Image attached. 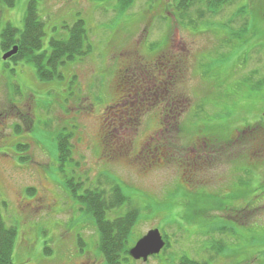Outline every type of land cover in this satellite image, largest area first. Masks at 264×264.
Listing matches in <instances>:
<instances>
[{
    "label": "rangeland",
    "instance_id": "374dc122",
    "mask_svg": "<svg viewBox=\"0 0 264 264\" xmlns=\"http://www.w3.org/2000/svg\"><path fill=\"white\" fill-rule=\"evenodd\" d=\"M28 3L0 0V210L17 229L14 263L105 264L66 181L81 196L108 187L106 175L142 209L131 244L155 228L170 237L161 258L129 264L172 253L264 264V0H233L217 17L204 0L184 16L179 0H40L43 49L78 20L92 45L45 81L33 63L3 59L2 30L24 28ZM70 132L61 170L56 139ZM213 226L236 232L217 261L205 249Z\"/></svg>",
    "mask_w": 264,
    "mask_h": 264
},
{
    "label": "trees",
    "instance_id": "16d2710c",
    "mask_svg": "<svg viewBox=\"0 0 264 264\" xmlns=\"http://www.w3.org/2000/svg\"><path fill=\"white\" fill-rule=\"evenodd\" d=\"M5 1L9 6H14L16 2V0ZM39 1L40 0H29L23 29H19L11 23L5 25L1 33V49L5 54L15 46H18L17 53L8 59L14 61L25 60L33 63L36 75L41 81L62 79V69L68 63L75 62L77 59L79 60L83 56L89 54L92 51V45L87 42L85 22L83 20H78L69 28L66 38L53 37L50 40V48L43 49L45 23L39 15ZM116 1L120 4L121 10H127L136 0ZM199 1L201 0H179V5L177 6L182 9L181 15H186L191 6H194ZM204 2L207 12L211 16L217 17L222 13L224 8L233 3V0H204ZM241 13H245L244 8H241L236 16L243 18V14ZM248 22L247 20L241 27V33L246 30L245 28L248 26ZM189 23L196 24L195 22L193 23V21ZM255 72H258V70ZM255 72L253 71L251 74ZM73 138V133L71 132L60 133L57 136L56 150L61 170L66 162L74 159L72 157L73 146L71 144ZM18 148L26 152L30 149V145L18 144ZM22 159L24 160V157ZM25 159L30 160V156L27 155ZM105 177L108 187L98 183V187L96 188L90 187L84 189V193H82L81 196L77 193V189H80L82 185L81 182H76L74 178H71L66 181V187H68L76 200L80 203V212L87 216L96 227L98 233L97 253L103 257L105 264H129L132 259L129 251L132 245H134L130 242L134 227L137 225L141 216L142 209L137 207L133 199L125 194L122 183H119L117 180H112L106 175ZM28 191L31 192V189ZM123 207L126 210H122ZM119 210H121V213ZM113 212L118 214L116 217L111 218L109 213ZM219 235L221 236L217 237ZM227 235L236 236V232L230 226H213L209 230L208 235L206 234L205 238L209 240L210 245L205 249H211L214 252V256L208 257L210 261H217L223 253L227 252V243L222 239ZM162 236L166 243L163 252H166L171 247V241L167 234L162 233ZM16 238V227L6 224L0 210V264H15L13 260V250ZM226 255L227 254L224 256ZM172 256L173 259L170 264H172L176 258L178 261L177 264H209V262L204 260L198 261L190 257L187 253L179 255V257H176V255L172 253ZM155 257L161 258V255L159 254ZM164 259L163 261L168 263V259ZM225 259L230 258L225 257Z\"/></svg>",
    "mask_w": 264,
    "mask_h": 264
},
{
    "label": "water",
    "instance_id": "95a60500",
    "mask_svg": "<svg viewBox=\"0 0 264 264\" xmlns=\"http://www.w3.org/2000/svg\"><path fill=\"white\" fill-rule=\"evenodd\" d=\"M18 46L4 54L3 59H8L15 55ZM165 240L159 229L150 230L146 235L141 237L136 244L130 249V255L135 259L147 260L149 256L159 254L165 247Z\"/></svg>",
    "mask_w": 264,
    "mask_h": 264
},
{
    "label": "flooded vegetation",
    "instance_id": "af4514ba",
    "mask_svg": "<svg viewBox=\"0 0 264 264\" xmlns=\"http://www.w3.org/2000/svg\"><path fill=\"white\" fill-rule=\"evenodd\" d=\"M139 239H140V238H139ZM139 239H137V241H138ZM137 241H136V242H137ZM136 242L134 243V245L136 244ZM134 245H132V247H133ZM132 247H131V248H132ZM165 247H166V244H165ZM165 247L162 249L161 252L164 251ZM131 248H130V249H131ZM161 252H160L159 254H161ZM129 254H130V251H129ZM159 254H157V255H159ZM155 256H156V255L149 256L148 259H147L146 261L143 260V259H135V258H133V257L131 256V257H132L131 260L147 262L148 260H151V259H153V258H156ZM172 259H173V258L168 259V260H167L168 263H165V262H162V263H164V264H170ZM175 260H176V261H175ZM175 260H174V262H172V264H177V263H178L177 259H175ZM162 261H163V260H162Z\"/></svg>",
    "mask_w": 264,
    "mask_h": 264
}]
</instances>
